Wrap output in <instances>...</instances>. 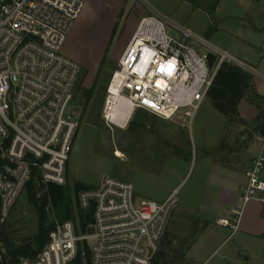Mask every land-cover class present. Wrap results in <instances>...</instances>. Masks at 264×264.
<instances>
[{
  "label": "built area",
  "instance_id": "1",
  "mask_svg": "<svg viewBox=\"0 0 264 264\" xmlns=\"http://www.w3.org/2000/svg\"><path fill=\"white\" fill-rule=\"evenodd\" d=\"M82 7V0H0V158L7 162L0 173L1 220L33 169L44 182L66 184L79 129L70 105L81 65L62 54L61 47ZM174 28L177 37L167 33L158 15L139 17L106 89L102 116L109 127H120L136 110L165 120H192L223 63L251 72L191 28ZM194 41L205 50L197 51ZM208 54L214 56L212 66ZM183 109L187 111L180 113ZM259 142L246 168L241 208L264 200V132ZM76 203L92 215L86 231L79 234L76 220H54L44 248L20 264H71L85 246L89 264H151L177 207L175 191L160 202L138 198L130 181L110 175L80 189Z\"/></svg>",
  "mask_w": 264,
  "mask_h": 264
},
{
  "label": "rangeland",
  "instance_id": "2",
  "mask_svg": "<svg viewBox=\"0 0 264 264\" xmlns=\"http://www.w3.org/2000/svg\"><path fill=\"white\" fill-rule=\"evenodd\" d=\"M82 1L81 12L61 47L62 54L81 65L70 105V112L77 118L79 129L69 156V184L72 189L76 181L96 186L103 177L110 175L130 181L136 196L143 199L159 201L168 191H175L177 207L174 216L179 226L168 228L166 244L160 243L156 250L164 254L158 262L193 264L185 253L204 224L198 217H185V212L187 206L193 208L197 204L200 184L203 183L197 177L204 168V157L190 136L189 125L204 122L208 124L205 129L207 132V129H213L220 123L224 115L211 107L206 99L192 121H184L179 116L165 120L149 112L136 110L126 126L120 128L109 127L105 123L102 108L112 72L138 22L139 14H156L152 10L154 8L162 14L156 15L164 22L169 35H179L174 28V24H178L191 28L211 42L214 40L209 37L217 30L219 23L217 15L215 12L208 15L182 0H126L125 12L115 15L93 0ZM121 2L114 0V3ZM142 8L145 11L140 13ZM236 43L240 46L238 41ZM193 45L199 52L205 50L196 41ZM186 111L183 109L180 113ZM117 150L120 156L116 154ZM73 198V209L76 211V193ZM9 212L8 229L16 242L34 235L36 214L24 189ZM48 220L54 221L51 214ZM235 238L230 237L231 242ZM222 253L221 249L217 250L208 261L209 264H215Z\"/></svg>",
  "mask_w": 264,
  "mask_h": 264
},
{
  "label": "crops",
  "instance_id": "3",
  "mask_svg": "<svg viewBox=\"0 0 264 264\" xmlns=\"http://www.w3.org/2000/svg\"><path fill=\"white\" fill-rule=\"evenodd\" d=\"M93 2L113 15L125 12L126 0L120 4L114 3V0ZM152 10L162 16L160 11ZM144 11L142 8L140 13ZM215 13L219 23L209 37L214 41L210 42L249 65L256 92L264 97V0H220ZM142 15L139 14V17ZM206 99L214 107L211 100ZM238 113L240 121L232 124H228L226 116L221 113L224 115L222 121L207 132L208 124L204 122L189 125L190 136L204 157V168L197 177L203 182L197 204L193 208L187 206L185 212V217H198L204 224L185 253L193 264H209L210 258L220 249L223 253L215 264H264V200H252L243 208L239 206L241 189L247 183L246 168L260 146L259 136L262 133L255 124L259 109L247 99H242L238 104ZM245 129L250 130L249 135ZM171 193L168 191L162 195L159 202ZM261 197L264 199V191ZM175 219L173 214L168 228L179 226ZM221 220L236 223L237 228L233 230ZM230 237L236 238L231 242Z\"/></svg>",
  "mask_w": 264,
  "mask_h": 264
},
{
  "label": "trees",
  "instance_id": "4",
  "mask_svg": "<svg viewBox=\"0 0 264 264\" xmlns=\"http://www.w3.org/2000/svg\"><path fill=\"white\" fill-rule=\"evenodd\" d=\"M182 1L206 12L208 15H212L220 0ZM207 97L211 100L214 108L226 116L228 124L240 121L238 104L242 99H247L259 109L255 124H257L259 133L264 132V97L256 92L252 83V75L240 66L223 63L214 76L212 85L207 92ZM6 165L7 162L0 158V173L4 172ZM89 187L93 186L76 181L72 189L68 179V166L65 185L44 182L39 171L33 169L23 189L27 200L33 205L35 210L36 231L33 236L16 242L8 229L10 212L4 220H1L0 216V264H20L23 258L35 259L37 257L47 243L50 230L54 227V221L49 222L48 220L49 214L53 216L54 220L60 222L67 219L76 220L81 231L85 232L92 221V215L90 212H84L79 209L74 211L73 194L80 189ZM165 242L166 239L163 238L161 243L164 245L166 244ZM162 256L164 254L161 251H157L151 264H159L158 259L160 260ZM89 263V251L85 246L83 252L79 250L71 264Z\"/></svg>",
  "mask_w": 264,
  "mask_h": 264
},
{
  "label": "bare ground",
  "instance_id": "5",
  "mask_svg": "<svg viewBox=\"0 0 264 264\" xmlns=\"http://www.w3.org/2000/svg\"><path fill=\"white\" fill-rule=\"evenodd\" d=\"M127 121H128V117L125 118L124 122L120 125V127L124 128L126 126V124H127ZM116 154L118 156H120V152L118 150L116 151ZM221 223L224 224V225H226V226H231L230 223L227 222V221H225V220H221Z\"/></svg>",
  "mask_w": 264,
  "mask_h": 264
},
{
  "label": "water",
  "instance_id": "6",
  "mask_svg": "<svg viewBox=\"0 0 264 264\" xmlns=\"http://www.w3.org/2000/svg\"><path fill=\"white\" fill-rule=\"evenodd\" d=\"M207 58H208L209 66H212V63H213V60H214V56L212 54H208ZM245 133H247L249 135L250 134V130L249 129H245Z\"/></svg>",
  "mask_w": 264,
  "mask_h": 264
}]
</instances>
